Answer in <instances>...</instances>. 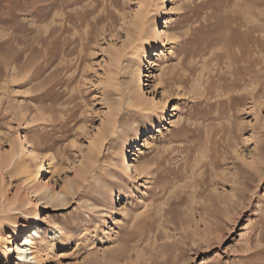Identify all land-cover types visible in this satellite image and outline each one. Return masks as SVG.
Instances as JSON below:
<instances>
[{"label": "rangeland", "instance_id": "374dc122", "mask_svg": "<svg viewBox=\"0 0 264 264\" xmlns=\"http://www.w3.org/2000/svg\"><path fill=\"white\" fill-rule=\"evenodd\" d=\"M36 226L29 264H264V0H0V264Z\"/></svg>", "mask_w": 264, "mask_h": 264}, {"label": "bare ground", "instance_id": "6f19581e", "mask_svg": "<svg viewBox=\"0 0 264 264\" xmlns=\"http://www.w3.org/2000/svg\"><path fill=\"white\" fill-rule=\"evenodd\" d=\"M166 24V22H165ZM162 35H165V31L161 30V31H155L153 38L156 41V43L160 44L163 42V37ZM154 56L157 58H153L151 60V62H156L158 59V56H160L159 51H155L154 52ZM140 72H137V75ZM136 79V78H135ZM136 82V80H135ZM128 100L127 103L131 106L134 107H141L142 104L144 103V98H143V94L140 92V90L138 89H130L128 91ZM151 137L150 135H148V137H146L144 139V142L142 143L143 146L148 145V138ZM135 150V151H134ZM129 149V147L122 149V154L120 155V166L122 168H125L130 174H131V167L133 168L132 171L135 173L136 176L139 175V169L136 168L135 164L131 163L130 161L132 160V156H134L135 154H137L138 152H140L139 148L136 149ZM29 154L32 156L36 167L37 171H42V166H41V161H40V152L33 148L30 147L29 149ZM128 155V156H127ZM130 155V156H129ZM117 171V169L115 170ZM48 183V181H47ZM48 185H45V187ZM38 229V227L36 226L35 229H31L28 233V235L25 237L24 243H18L16 242V246L15 249L13 250V252L16 253V259H17V263L18 264H26V262L29 264L31 263L33 260H35L36 256V249H35V244L39 241L40 237L35 233L36 230ZM35 231V232H33ZM33 233V234H32ZM54 234H61L60 231H55ZM2 244L0 243V254L2 252L1 249ZM5 250V249H4ZM11 248L7 249L4 253H10Z\"/></svg>", "mask_w": 264, "mask_h": 264}]
</instances>
